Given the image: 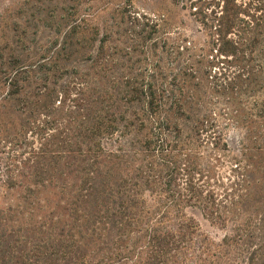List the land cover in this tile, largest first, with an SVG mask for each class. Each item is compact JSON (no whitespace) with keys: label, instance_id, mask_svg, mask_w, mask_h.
Listing matches in <instances>:
<instances>
[{"label":"trees","instance_id":"1","mask_svg":"<svg viewBox=\"0 0 264 264\" xmlns=\"http://www.w3.org/2000/svg\"><path fill=\"white\" fill-rule=\"evenodd\" d=\"M87 1L0 12V264H264V0H189L135 68L157 23L109 43Z\"/></svg>","mask_w":264,"mask_h":264},{"label":"rangeland","instance_id":"2","mask_svg":"<svg viewBox=\"0 0 264 264\" xmlns=\"http://www.w3.org/2000/svg\"><path fill=\"white\" fill-rule=\"evenodd\" d=\"M18 1L0 0V12L8 6L16 5ZM32 1L38 2V0ZM86 4V9L93 14V20L99 27V31L101 33L104 30L114 32L109 43L112 41L111 43L120 44L118 35L123 27H129L130 30L128 31L135 33L144 26L143 18H139L138 21L135 20L133 24H130L132 17L138 13L150 16L157 23L158 30L150 39L131 43L133 51L129 55L133 68L144 63L147 57L142 50L146 53L149 51V46V58L161 60L162 51L179 34L188 36V38L201 36L197 30L198 23L190 13L189 0H88ZM145 27L148 28V26ZM162 35L167 37L166 40L163 39ZM226 134L231 135L232 131L226 129ZM186 213L192 216L198 223L199 229L211 238L218 239L222 236L223 230L212 224L197 208L187 207Z\"/></svg>","mask_w":264,"mask_h":264}]
</instances>
